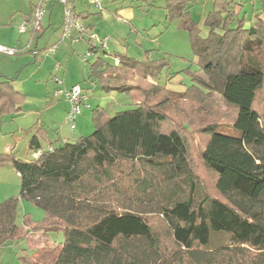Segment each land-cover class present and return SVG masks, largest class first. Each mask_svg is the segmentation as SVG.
<instances>
[{
	"label": "trees",
	"instance_id": "16d2710c",
	"mask_svg": "<svg viewBox=\"0 0 264 264\" xmlns=\"http://www.w3.org/2000/svg\"><path fill=\"white\" fill-rule=\"evenodd\" d=\"M194 3L167 0L164 7L198 59L202 75L190 72L191 87L173 92L156 84L163 60L116 53L111 63L98 56L85 81L132 97L131 108L113 115L93 108V133L59 148L44 149L48 131L34 126L26 134L29 152L41 151L37 159L0 154V166L10 165L21 181L19 196L0 203V252L24 240L17 220L20 202L27 201L45 217L35 222L27 213L24 223L62 232L64 243L24 254L18 264H46V253L52 264H264V2L246 27L245 19H236L234 1L215 0L204 19L206 36L190 11ZM100 48L89 51L97 55ZM212 95L236 111L231 123L202 129V160L222 199L193 168L186 134L167 127L173 97L204 101ZM25 102L11 79L0 80V117L24 113Z\"/></svg>",
	"mask_w": 264,
	"mask_h": 264
},
{
	"label": "rangeland",
	"instance_id": "374dc122",
	"mask_svg": "<svg viewBox=\"0 0 264 264\" xmlns=\"http://www.w3.org/2000/svg\"><path fill=\"white\" fill-rule=\"evenodd\" d=\"M41 1L39 0L37 5ZM235 1L237 4H242L241 0ZM79 2L77 1L76 13H79L81 10ZM214 2L210 3L207 0H198V4L192 9L193 18L199 23L203 36H206L208 33V29L204 25V19L214 10ZM242 2L244 5L242 4L241 8L236 5V10L239 11L236 19L238 21L245 19V25L248 27L253 21L254 6L260 5L261 1L255 0L254 6L252 0H242ZM53 4L54 6H51V3L48 1L44 5L46 12L41 22V31L35 32L34 25L27 26L28 32L23 37L25 39L28 37V41H30L32 35L35 34V37L32 39L33 45L29 50L30 52H26L25 55L20 53L16 55L17 58L23 56L30 57V62L25 63L24 67H20L12 75L15 78L16 88L27 94V100L24 104V113L20 114L19 117L10 114L0 117V154H6L5 149L10 147L11 149L16 148L14 151L16 156L25 158L24 154L28 146V140L30 139V136L26 135V132L36 122L39 124L49 120H52V124L62 122L63 110H65L63 109V105L67 103V100L65 97H55V93L59 90L67 91L73 86L79 85L84 94L88 93V100L94 101V108L100 105L108 109L112 115L131 108L134 102L132 97L126 94L119 92L107 94L97 84H90L85 81L89 74L90 63L94 62L98 56H102L109 62L115 63L113 55H115L116 49L111 47L112 51L105 53L95 42L91 41V44L88 42L90 39L89 35H85L83 39L78 35V39H80L78 41H72L68 38L62 40L65 6L59 2L57 4L53 2ZM68 8L72 11L74 10L73 1L69 2ZM136 13L142 20L147 21L151 15L154 16L157 13L160 15L166 12L158 5L155 8H150L147 15H144L141 11H136ZM29 14L30 4L27 0L25 1L24 10L21 9L20 0H0V24L9 23L10 18L13 16L14 25L19 29L25 21L23 17ZM81 21L84 22V20ZM114 23L115 26H112L111 21L99 20L96 24V35L101 39L107 37H114L113 39H115L116 32L119 35L123 34V47L120 48L118 46L116 53L129 54L130 58L134 57L140 61H146L148 57L150 60H163L166 66L163 68L159 79L155 80V83L159 84L161 88L169 89L173 92H184L196 83L192 80V72L197 77L202 75L199 71L198 59L191 48L188 35L184 30L177 29V22L169 24L167 21L166 23L164 21V25L158 24L157 27L153 28L149 33L153 37V40L147 36V41H142L145 44V49L141 48V40L144 36L146 37L147 32L139 31L138 33L135 30L131 31L130 24L121 23L117 19ZM84 24L85 27H88V23ZM1 31H3V28L0 29V33ZM24 40L22 44L24 45L23 48H26ZM58 41L60 42L59 49L55 55H50L48 53L49 49L58 43ZM92 45L100 48L97 55L89 51ZM132 78L134 81L137 78L139 79L140 76L136 75L132 76ZM148 79L147 83L154 82V79L151 77ZM263 97L264 93L259 101V108L262 111L264 110ZM211 98L214 100L205 98L204 101H193L191 99L184 100L173 97L171 104L166 108L167 127L177 128L186 134L189 142L190 161L193 168L197 171L207 191L214 197L221 198L215 190L216 176L208 171L202 160L201 153L207 142V137L202 132V129L214 122L231 123L236 111L224 103L218 95H212ZM88 107H82L79 116L80 119H89L91 122L92 109L90 110ZM57 128L51 129L48 137L57 148L63 144L74 142L80 136L79 134L71 136L74 132L71 130L70 122L67 119L64 123L62 122L60 130ZM62 128V133H66L67 136L70 135V138L64 143L63 141H58ZM93 131L91 122V132L87 134H92ZM43 145L45 148L48 147L47 141H43ZM20 188L21 181L17 172L8 164L0 166V203L8 198L18 197ZM27 213L34 217L33 221L35 222L42 221L45 217L43 210L36 208L27 201L20 202L17 220V224L20 227L18 236L24 240L20 241L19 244L8 246L0 252V261L5 264H18L19 257L24 254L32 255L36 250H47L53 248L55 245L61 246L64 243L62 232L47 233L46 231H35L32 227H28L23 220V216ZM149 220L153 226L161 228V222L156 216L149 217ZM41 261L46 264H52V258L47 253L42 257Z\"/></svg>",
	"mask_w": 264,
	"mask_h": 264
},
{
	"label": "crops",
	"instance_id": "0c3cea01",
	"mask_svg": "<svg viewBox=\"0 0 264 264\" xmlns=\"http://www.w3.org/2000/svg\"><path fill=\"white\" fill-rule=\"evenodd\" d=\"M25 1L26 0H20V5H21V9L22 10L25 9ZM71 1H73V3H74L73 12L76 15H78L81 20H84L83 23H88V27H86L87 28V32H88L87 35L96 34V32H97L96 24L99 22V20L111 21L112 26H115L114 22L117 19L121 23L130 24L131 25V31L135 30L138 33H139V31H143V32H147L148 33V34H146V37L144 36L143 39L141 40V48L142 49H145V44L142 41L145 40V42H146L147 41V36L151 37L149 33L152 31V29L157 27L158 24L164 25L163 22L165 21V23H166V21H167L166 13L165 14L162 13L160 15L157 13L156 15H154L155 17L153 15H151L149 17V19H148L149 21L148 20L147 21L142 20L139 15L137 16V13H136V11L137 12L141 11L144 15H147V14H149L147 12L150 11V8H155L158 5L161 6L164 9L167 0H103V4H104V10L103 11H98L97 9L92 7V4L90 3L89 0H86V1H83V0H71ZM77 1H80L79 2L80 3L79 6H80L81 10H80L79 13H76ZM231 1H234V3L240 8L244 5L242 0H241V3L243 5L242 4H237L235 0H231ZM254 1L255 0H252L253 6L255 4ZM260 1L264 2V0H260ZM27 2L30 4V14L28 16H24L23 19L26 22H28L27 26H33L34 25L33 15H34L35 7L37 6V3L39 2V0H33V1L32 0H27ZM49 2L51 3V6H54L53 2H55V4H57L58 0H50ZM207 2H210V3L212 2L213 3L214 0H207ZM196 4H198V0H195V3L192 5L191 10H190L191 12H192V9L194 8V6ZM260 5H261V2H260ZM260 5H255L254 6L255 8L253 7L254 8L253 17L258 12V11L256 12V10H258V8H260ZM147 9H148V11H147ZM97 12H99V13H97ZM238 12L239 11H237V13ZM113 20H115V21H113ZM133 22H134V24H133ZM14 23L15 22L13 21V16H12L10 18V22L9 23L0 24V29L3 28V31H1V33H0V45L6 46V47H11V48L17 47V48L21 49L20 54L25 55L26 52H30L29 50L31 49V47L33 45L32 39L35 37V34H33L32 35V39L30 41H28V37L26 39H25V37H23L24 34H26L28 31H26V33H20L19 29H17L15 27ZM250 25L251 24H249L248 27ZM177 29L178 30H182V29L179 28L178 23H177ZM34 31H35V29H34ZM106 31H108V30H106ZM115 32H116V30H115ZM122 37H123V34L119 35L116 32L115 39H113L114 37L113 38H109L108 52L112 51V48H113V49H116L115 50V54H116V51L118 50L117 47L118 46L120 48L123 47L122 44H123L124 40H123ZM151 38L153 40V37H151ZM23 40L25 41L24 43L26 44V46H25L26 48H23V46H24L22 44ZM119 41H120V43H119ZM122 54H124V53H122ZM124 55H126L128 57V59L134 58V57L130 58V56H128L129 54H124ZM27 62H30V57L23 56V57L17 58L16 56L15 57L14 56H8V55L0 53V80H2V79H11L13 81L14 87L16 88V86H15V83H16L15 82V78L12 75H14L19 70L20 67H24L25 63H27ZM114 62H115V60H114ZM88 76H89V74H88ZM90 84H91V82H90ZM93 84H96V83H93ZM17 90H19V89H17ZM22 93H24V92H22ZM25 95H26V100H27V94H25ZM85 95L87 96V100H86L85 106L86 107L89 106L88 108H90V110H91V109L94 108V104H93L94 101H91V99L88 100L89 97H88V93L87 92L85 93ZM51 102H53V101H51ZM69 106L70 105H69L68 102L65 105H63V109H65V110H63V116H62V122L63 123L67 119V113H68V110L70 108ZM19 116H20V114L17 115V117H19ZM62 122H60L59 124H52L53 123L52 120H49V121H47L45 123L42 122L41 124H39L38 122L35 123L34 126H38V127L44 128V129H46L48 131L47 139L41 140V145H42V147L44 149L47 150L50 147H55L53 145V142L51 141V139H48L49 131L51 129L52 130L55 129L56 127H58L59 130H60V128L62 127ZM75 123H76V132L72 133L71 136H73L74 134H79L80 135L79 137L89 135V134H87V133L91 132V122H90L89 119H80V116H79ZM62 131H63V128L61 130V135L59 136L58 141H60V142L63 141V143H64V142H66L68 140V138H70L69 137L70 135L67 136V134L66 133H62ZM28 136H30V135H28ZM29 141H30V139L28 140V146H27V149H26L25 154H24L25 158H21V157L17 156L18 158L28 159V158L31 157V155H30L31 152H29ZM43 141H47L48 147H46V148L44 147ZM15 149L16 148H12L11 149L10 147H7L5 149V153L6 154H14ZM33 219H34V217H33Z\"/></svg>",
	"mask_w": 264,
	"mask_h": 264
},
{
	"label": "built area",
	"instance_id": "2783aa9c",
	"mask_svg": "<svg viewBox=\"0 0 264 264\" xmlns=\"http://www.w3.org/2000/svg\"><path fill=\"white\" fill-rule=\"evenodd\" d=\"M50 0H42L36 7L33 15L34 19V29L35 32L41 31V22L45 15V3ZM71 0H58V2L65 6V22H64V31L62 40L64 38L71 39L72 41H78V35L82 39L85 35H87V28L84 23L81 21L80 17L76 15L72 10L68 8V4ZM95 9L98 11L104 10L103 0H89ZM28 22H24L23 25L19 28L20 33H26ZM90 40L98 44L100 47L104 49H108L109 38L101 39L96 34H91ZM60 42L56 43L53 47H51L48 51L50 55H55L57 50L59 49ZM21 50L17 47L11 48L0 45V53L8 55V56H16L19 54ZM118 62V61H117ZM55 97H65L67 102L70 105V108L67 113V120L70 122L71 130L75 131V121L81 114L82 107L85 106L87 96L84 94L83 90L79 85L73 86L70 90L67 91H57L55 93ZM41 154V151H32L31 157L37 159ZM19 176V174H18Z\"/></svg>",
	"mask_w": 264,
	"mask_h": 264
}]
</instances>
